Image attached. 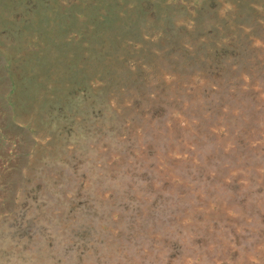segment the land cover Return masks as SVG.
Instances as JSON below:
<instances>
[{
  "label": "rangeland",
  "instance_id": "obj_1",
  "mask_svg": "<svg viewBox=\"0 0 264 264\" xmlns=\"http://www.w3.org/2000/svg\"><path fill=\"white\" fill-rule=\"evenodd\" d=\"M0 264H264V0H0Z\"/></svg>",
  "mask_w": 264,
  "mask_h": 264
}]
</instances>
